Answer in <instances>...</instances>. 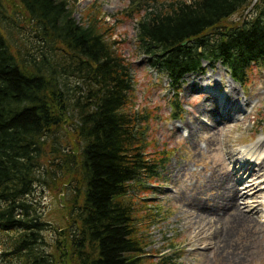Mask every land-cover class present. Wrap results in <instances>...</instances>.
<instances>
[{
	"label": "trees",
	"instance_id": "obj_1",
	"mask_svg": "<svg viewBox=\"0 0 264 264\" xmlns=\"http://www.w3.org/2000/svg\"><path fill=\"white\" fill-rule=\"evenodd\" d=\"M153 1L142 8L137 40L173 87L204 61L223 63L245 85L264 62V0L247 15L254 0ZM16 3L19 26L33 37L16 36L14 10L0 0L4 255L17 253L22 264H147L133 197L158 179L165 157L146 155L142 120L130 109L129 62L96 19L78 22L70 0ZM239 11L243 20H232ZM56 181L69 184V220L55 251L46 252L39 246L45 223L31 197L37 185Z\"/></svg>",
	"mask_w": 264,
	"mask_h": 264
},
{
	"label": "rangeland",
	"instance_id": "obj_2",
	"mask_svg": "<svg viewBox=\"0 0 264 264\" xmlns=\"http://www.w3.org/2000/svg\"><path fill=\"white\" fill-rule=\"evenodd\" d=\"M4 1L19 22L10 21L16 22V36L31 40L30 28L19 26L23 22L13 8L16 0ZM70 1L78 22L86 23L89 17L96 19L107 40L129 62L134 79L130 109L142 120L146 155L165 157L158 179H153L146 190L134 192L133 197L145 262L264 264V172L260 179L248 173L227 180L234 170L229 159L232 151L236 152L235 158L239 151L240 157H250L254 162L264 159V145H259V141L264 142V62L253 65L243 86L232 79L223 64L204 62L201 70L186 74L175 91L166 74L139 48L137 23L146 0ZM169 1L172 0L153 2L159 6ZM254 3L255 0L243 11L245 15ZM241 13H235L232 20L241 22ZM24 23L28 24L27 20ZM195 76L192 82L196 88L187 91L189 78ZM230 84L237 93L233 106L225 100ZM206 95L223 104L219 105L215 126L201 109ZM230 106L232 109L228 110ZM200 120L204 122L200 123L202 127L189 136L191 122ZM56 182L52 186L37 185L31 197L40 206L45 223L39 246L46 252L55 251L59 231L69 220V184ZM234 183L239 194H244L239 202L241 213L217 207L226 202L225 185ZM236 216L241 218L235 221ZM6 234L0 231V264H22L19 254L4 255L1 241Z\"/></svg>",
	"mask_w": 264,
	"mask_h": 264
},
{
	"label": "bare ground",
	"instance_id": "obj_3",
	"mask_svg": "<svg viewBox=\"0 0 264 264\" xmlns=\"http://www.w3.org/2000/svg\"><path fill=\"white\" fill-rule=\"evenodd\" d=\"M202 74H204L205 76H208V74L206 72H204ZM197 76H199V75H197ZM197 76H195L193 78H189L190 84L187 87V91L196 88V85H193L192 80L194 78H196ZM209 76H211V75H209ZM232 85L233 84H230V86H229L230 89L227 92L226 99L224 98L225 100H229V103H231V106L236 104V99H237V93L233 89ZM215 101H217V100H215L212 95H209V96L206 95L205 102L203 103V105H201L203 115L211 118L214 126L217 124V120H219L218 117L216 116L218 114L217 111H218L219 105H223V104L218 103V101L217 102H215ZM221 103H225V101H223ZM231 106L228 108V110L232 109ZM219 116L223 117L222 115H220V113H219ZM203 121H204V119H203ZM200 123H204V122H202L201 120L199 122H196V123L191 122V124H192L191 128L189 127L191 129V131H188L189 136L190 135L192 136L198 132V130L202 127ZM259 145L263 146L264 142L259 141ZM239 154H241V152L238 151V157L235 158L236 152L235 151L231 152V156L229 159L231 160V163L233 164L234 170L231 173V175L228 174L227 180L231 179L230 176H233L236 178L237 174L244 176L248 173H250V177L259 178V179L262 178L263 177L262 172H264V159L261 157V160L259 162H254L251 160L250 157H248V158L240 157ZM230 184L231 183H228V185H230ZM228 185H225V188L227 191L226 192L227 193L226 194V202L224 204L217 206V207L220 210H227V211H233L236 213H241L239 211L240 210L239 202L241 201V198L244 196V194H242V195L239 194L238 188L236 187V183L232 184L230 187ZM262 185H264V182L262 183ZM261 193L264 194V187H263V190H261ZM240 218H241V216L240 217L239 216L234 217L235 221H238Z\"/></svg>",
	"mask_w": 264,
	"mask_h": 264
}]
</instances>
